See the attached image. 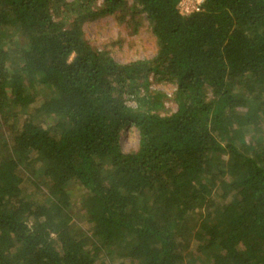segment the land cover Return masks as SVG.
Listing matches in <instances>:
<instances>
[{"label": "trees", "instance_id": "obj_1", "mask_svg": "<svg viewBox=\"0 0 264 264\" xmlns=\"http://www.w3.org/2000/svg\"><path fill=\"white\" fill-rule=\"evenodd\" d=\"M178 1L0 0V264H264V0Z\"/></svg>", "mask_w": 264, "mask_h": 264}, {"label": "rangeland", "instance_id": "obj_2", "mask_svg": "<svg viewBox=\"0 0 264 264\" xmlns=\"http://www.w3.org/2000/svg\"><path fill=\"white\" fill-rule=\"evenodd\" d=\"M118 18V16H107L85 23L83 30L90 44L97 49L109 50L118 62L151 58L155 52V40L147 28L143 16L138 27ZM151 83L154 89L161 90L169 98L173 89L171 84L156 82L152 76ZM165 107L169 110L174 108L170 100L165 102ZM136 144L135 129H124L120 137L123 151L134 149ZM81 224L83 225V223Z\"/></svg>", "mask_w": 264, "mask_h": 264}, {"label": "built area", "instance_id": "obj_3", "mask_svg": "<svg viewBox=\"0 0 264 264\" xmlns=\"http://www.w3.org/2000/svg\"><path fill=\"white\" fill-rule=\"evenodd\" d=\"M204 0H179L177 10L181 15H189L190 13L200 11Z\"/></svg>", "mask_w": 264, "mask_h": 264}]
</instances>
